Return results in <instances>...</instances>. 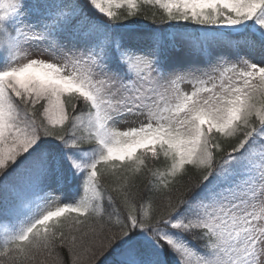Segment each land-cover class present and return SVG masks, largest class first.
<instances>
[{
    "label": "snow or ice",
    "instance_id": "1",
    "mask_svg": "<svg viewBox=\"0 0 264 264\" xmlns=\"http://www.w3.org/2000/svg\"><path fill=\"white\" fill-rule=\"evenodd\" d=\"M0 264H264V0H0Z\"/></svg>",
    "mask_w": 264,
    "mask_h": 264
},
{
    "label": "trees",
    "instance_id": "2",
    "mask_svg": "<svg viewBox=\"0 0 264 264\" xmlns=\"http://www.w3.org/2000/svg\"><path fill=\"white\" fill-rule=\"evenodd\" d=\"M145 11L150 13L151 11H153V9L152 8H145ZM141 22L145 23V24L149 23V21H147V20H142ZM37 108L39 109V106H37Z\"/></svg>",
    "mask_w": 264,
    "mask_h": 264
},
{
    "label": "rangeland",
    "instance_id": "3",
    "mask_svg": "<svg viewBox=\"0 0 264 264\" xmlns=\"http://www.w3.org/2000/svg\"><path fill=\"white\" fill-rule=\"evenodd\" d=\"M45 59H47V57H45ZM186 88L188 87V86H185ZM123 127H125L124 125H121V128H123Z\"/></svg>",
    "mask_w": 264,
    "mask_h": 264
}]
</instances>
